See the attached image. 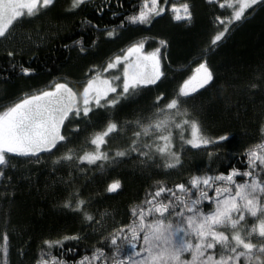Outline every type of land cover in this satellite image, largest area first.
Listing matches in <instances>:
<instances>
[{"label":"trees","instance_id":"obj_1","mask_svg":"<svg viewBox=\"0 0 264 264\" xmlns=\"http://www.w3.org/2000/svg\"><path fill=\"white\" fill-rule=\"evenodd\" d=\"M178 1L188 5L190 19L174 20L169 5L176 1L158 0L157 7H164L165 11L153 16L151 24L141 25L125 18L137 13L144 0H84L75 9L72 0H53L47 9L31 18L25 16L23 23H16L6 37L0 38V109L24 95L45 90L54 82L78 87L96 73L104 75L108 60L136 40L146 39L145 51L160 46L163 72L156 84L142 87L117 106L93 105L88 117L81 114L80 118L72 116L65 121L61 131L68 142H61L51 155L41 153L39 159L10 156L5 165H0L5 173L0 176V248L3 236L8 235L4 264H37L42 250L44 259L55 256L65 264L90 258L96 248L110 257L115 250L112 236L136 219L141 208L150 207L146 200L158 186L171 188L179 195L175 185L183 183L190 188L193 176L227 175L233 170L239 173L234 177L236 183L250 180L243 176L244 171H251L247 153L264 143V2L247 9L240 21L229 23L239 0ZM225 25V37L208 51L212 37L225 31ZM106 30H114L115 35L108 37ZM160 40L165 45L161 46ZM81 44L84 51L80 50ZM9 51L14 53L12 57L7 55ZM204 60L214 80L189 98H182L181 109H187L186 118L197 121L202 135L211 143L193 149L183 144L179 131L173 129V151L180 153V164L175 168H166V157L156 152V144L163 146L164 141L156 140L160 133L155 132L140 138L142 144L155 141L151 158L138 153L116 158L115 152L127 148L136 139L134 133L141 131L136 121L149 123V117L155 119L158 115L156 97L164 94L158 104L163 108ZM21 66L31 69L27 76L22 74ZM253 83L256 88L251 87ZM109 121L117 122L121 129L110 133L100 147L109 158L95 164L80 161L79 156L96 151L91 139L105 131ZM190 136V126H186L184 137ZM68 154L73 157L71 161L59 159ZM256 164L259 171V161ZM116 181L120 188L107 192L108 184ZM217 185L226 186L216 181L213 188L207 189L210 196H214ZM230 187L234 194L235 184ZM194 193L195 190L193 198ZM171 196L166 192L157 201L167 203ZM78 199L85 201L84 211L95 220H103L102 225L95 220L85 222L83 212L74 211ZM66 202L72 207H64ZM201 207L208 211L214 204L205 201ZM155 218L158 214L146 215L148 221ZM164 218L165 222L170 218L175 223L171 211ZM257 223L247 213L241 222L249 230ZM218 230L231 238L230 229ZM176 235L181 237L184 233ZM66 236L69 239L64 240ZM250 239L257 245L264 242L258 232ZM45 240H61L62 244L53 243L49 248ZM140 243L142 233L137 251ZM117 245L125 253L129 251L123 236H117ZM218 248L209 251L218 252ZM183 259L190 260V253H185ZM100 264L110 261L101 258Z\"/></svg>","mask_w":264,"mask_h":264},{"label":"snow or ice","instance_id":"obj_2","mask_svg":"<svg viewBox=\"0 0 264 264\" xmlns=\"http://www.w3.org/2000/svg\"><path fill=\"white\" fill-rule=\"evenodd\" d=\"M258 2H264V0H239V8L234 11L229 23L240 21L245 10ZM83 3L84 0H72L71 6L75 9ZM150 3L149 7L148 0H144L140 10L127 16L126 21L131 24H151L153 16L160 15L165 8L157 7L158 0H150ZM52 4L53 0H0V38L6 37L10 28L16 23L24 22L25 12L31 18L40 13L41 9H47ZM182 7L185 14L183 17L176 5L172 6L173 11L176 12L174 20L190 19L188 5L184 4ZM220 19L217 17V20ZM87 24L94 27L91 22ZM121 24L123 25L124 21H121ZM226 31L227 25H225V31H220L212 37L208 51L225 37ZM106 35L112 37L115 31L106 30ZM75 43L80 44L79 41ZM159 43L163 46L166 42L160 40ZM143 49L142 42L133 43L122 55L115 56L103 69L107 73L110 69H117L122 63V77H101L99 73H96L87 80L82 92L75 91L68 83L58 82L54 84V87L25 95L0 111V165H5L10 156L39 159L38 154L46 152L51 155L61 142H68V138L62 134L61 129L65 121H70L72 116L80 118L82 114L83 117H88L93 110V104L97 107H115L123 99L135 95L142 87L156 84L163 76L161 48L158 47L148 53H143ZM80 50H85L82 44ZM7 55L12 57L14 53L9 51ZM21 71L27 76L31 69L21 66ZM213 80L214 74L206 60L201 61L195 67L194 74L183 81L178 95L163 108L158 107V104L163 101L164 94L156 97L157 104L154 105L158 114L156 118L149 117V123L136 121L141 131L135 132L136 139H132L131 144L124 150H117L115 157L138 153L141 157L151 158L154 155L151 149L155 141L142 144L140 138L148 137L155 132L160 133L155 139L164 141L163 146L156 144V152L166 157V168H175L180 164V153L173 151V129L179 131L182 143L193 149L210 144L211 141L202 135L198 122L186 118L188 111L182 110L181 104L182 98H189L198 89L210 86ZM251 87L256 88L257 85L253 83ZM186 126H190L191 130V136L187 139L184 137ZM261 127L264 130V124ZM120 130L117 122L109 121L106 130L91 139V144L95 145L96 151L86 152L79 156V160L87 161L88 164L107 160L109 157L100 151V147L106 143L105 138L110 133ZM219 139L225 140L227 137ZM247 155L248 168L251 171H244L243 176L250 180L236 183L234 177L239 173L233 170L227 175L221 173L216 176H193L190 180V188L183 183L175 185V189L180 191L179 195L171 188L158 186L154 195L146 200L150 207L141 208L136 219L121 227L116 235L112 236L111 243L115 246V250L110 257L106 256L101 248H96L90 258L86 256L78 264H93V262L100 264L101 258L105 262L110 261V264H264V242L257 245L250 239L257 232L260 238H264V177L261 176V173H264V143L256 145V148L249 150ZM59 159L71 161L73 157L68 154ZM257 161L261 166L259 171H256ZM4 175V171L0 170V176ZM216 181L224 182L226 186L217 185L214 196H210L207 189L213 188ZM232 184H235L234 194L230 187ZM119 188L120 183L116 181L108 184L107 192L112 193ZM193 190H195L194 198ZM166 192L172 193L168 202H158L157 198ZM205 201L214 204V208L208 211L202 210L201 206ZM84 205L85 201L78 199L74 211L83 212L85 222L94 221V216L83 210ZM64 207H72V204L66 202ZM177 207L179 211L176 210ZM170 211L171 216L175 217V223L170 218L165 222V213ZM246 213L258 220V223L254 224L250 230L241 224L245 221ZM152 214H158V218L146 220V215ZM95 223L102 225L103 220H95ZM218 229H230L231 238L229 239L225 231ZM179 232H183L184 235L177 241L174 237ZM141 233L142 243L137 251V242ZM117 236H123L129 249L126 253L122 246L117 245ZM187 237H194L195 243ZM71 238L78 239L75 236ZM67 239L69 237H64V240ZM3 241V251L6 253L8 235L3 236ZM53 243L62 244V241H44L49 248ZM217 248L218 252L209 251L217 250ZM185 253H190V260L183 259ZM44 255L42 250L37 264H65L64 261L57 260L55 256L46 260L43 258Z\"/></svg>","mask_w":264,"mask_h":264},{"label":"rangeland","instance_id":"obj_3","mask_svg":"<svg viewBox=\"0 0 264 264\" xmlns=\"http://www.w3.org/2000/svg\"><path fill=\"white\" fill-rule=\"evenodd\" d=\"M176 2H174L173 4H171V5H169V12H170V14L172 15V17H174L175 15H176V12H174L173 11V9H172V6L173 5H176V7L179 9V11H180V15L183 17L185 14H184V10H183V5L185 4V3H183V2H181V1H178V0H175ZM214 1H216V0H214ZM148 6L150 7L151 6V3H149L148 4ZM238 8H239V2H238V7H237V9L236 10H238ZM247 10V9H246ZM245 10V11H246ZM25 16H27V13L25 12ZM145 41H146V39H143V40H136V41H134V42H132L131 44H129L125 49H123L122 51H119L118 53H116V54H114L112 57H111V59L110 60H108V61H111V60H113L114 58H115V56H117V55H122L126 50H127V48L129 47V46H131L133 43H143V44H145ZM159 48H160V46H159ZM153 50H150V51H145L144 49L142 50V52L143 53H148V52H152ZM161 57H162V53H161ZM161 66H162V58H161ZM161 70H162V68H161ZM122 73H123V64L121 63L120 65H118V67H117V69H110L109 70V72H107V73H105L104 75H103V72L102 73H99L100 74V76L101 77H114V76H121L122 77ZM59 81V80H58ZM55 83H58V82H54L52 85H51V87H54V84ZM87 83V80L85 81V82H83V83H80V84H78V87H72L75 91H77V92H82V89H83V86L85 85ZM120 83H121V85H122V80L120 81ZM71 87V86H70ZM37 91H35V92H32L31 94H35ZM110 95H113V94H110ZM25 96V95H24ZM24 96H22V97H20L19 99H21V98H23ZM19 99H17V100H15V101H18ZM15 101H11V103H13V102H15ZM11 103H8V104H6L5 106H3L2 108L3 109H0V111H3L7 106H9ZM94 105V104H93ZM93 151H95V150H93ZM174 239L175 240H179L180 239V237H179V235H176L175 237H174ZM189 239H191V240H193L194 239V237H189ZM3 245H4V243L2 244V247L0 248V264H4V262H5V258H6V253L3 251Z\"/></svg>","mask_w":264,"mask_h":264}]
</instances>
